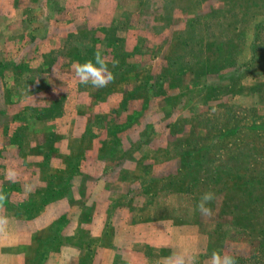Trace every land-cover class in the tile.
<instances>
[{"label":"rangeland","instance_id":"obj_1","mask_svg":"<svg viewBox=\"0 0 264 264\" xmlns=\"http://www.w3.org/2000/svg\"><path fill=\"white\" fill-rule=\"evenodd\" d=\"M97 52L101 89L72 69ZM0 193L21 228L71 208L0 232L25 264H264V0H0Z\"/></svg>","mask_w":264,"mask_h":264},{"label":"crops","instance_id":"obj_2","mask_svg":"<svg viewBox=\"0 0 264 264\" xmlns=\"http://www.w3.org/2000/svg\"><path fill=\"white\" fill-rule=\"evenodd\" d=\"M70 196L74 197V190L71 189ZM87 206V205H86ZM71 208L69 205L64 206L63 204H55L53 207L48 208V213H44L41 217H39L37 220H34L30 223H25L22 226V228L16 223L13 217H7L8 218V224L5 227L2 235V241L5 243L6 246H12L15 248V246L22 245V240L25 238V234H27L28 231H34L36 229H41L43 226L47 225L50 220V217L65 214L68 211H70ZM68 226H71L70 228L74 227V216L72 219L69 218ZM103 218L101 217H94L89 221L88 223V233L89 238L93 237H99V231L103 227ZM20 228V229H19ZM100 228L96 234V229ZM91 230V231H90ZM20 231H22L20 233ZM94 232V233H92ZM63 235V232L61 233ZM74 243V241L72 242ZM118 243V241H117ZM112 252V251H111ZM108 252L105 249H102L100 252V258L102 259L103 256ZM120 253V252H118ZM117 254V253H116ZM84 255V251L77 250L74 248V244L61 246L58 252L55 253H48L46 256V259L44 260L43 264H79L78 260L81 256ZM94 257V256H92ZM0 264H25L24 262V253L21 252H15L13 250H8V252L2 254L0 253ZM133 264V263H131Z\"/></svg>","mask_w":264,"mask_h":264},{"label":"clouds","instance_id":"obj_3","mask_svg":"<svg viewBox=\"0 0 264 264\" xmlns=\"http://www.w3.org/2000/svg\"><path fill=\"white\" fill-rule=\"evenodd\" d=\"M93 60H88L84 63L75 62L72 65L75 77L83 85H91L94 88L101 89L105 88L114 80L113 73L108 69L105 60L102 58L99 52L96 53ZM116 66L114 62L113 67ZM15 175L14 173H9V178ZM215 193L209 191L202 194L200 201L197 204V210L203 216L212 215V209L209 205L215 200ZM7 197L0 193V207L6 201ZM8 218L0 216V232H3L8 224ZM171 260V258H169ZM174 264H185L184 258L178 256L175 258ZM210 264H237L236 259L228 254L221 255L218 251H213Z\"/></svg>","mask_w":264,"mask_h":264}]
</instances>
